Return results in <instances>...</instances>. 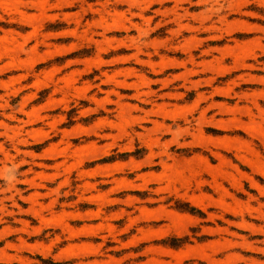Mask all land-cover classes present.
Returning <instances> with one entry per match:
<instances>
[{
	"label": "rangeland",
	"instance_id": "1",
	"mask_svg": "<svg viewBox=\"0 0 264 264\" xmlns=\"http://www.w3.org/2000/svg\"><path fill=\"white\" fill-rule=\"evenodd\" d=\"M0 264H264V0H0Z\"/></svg>",
	"mask_w": 264,
	"mask_h": 264
},
{
	"label": "trees",
	"instance_id": "2",
	"mask_svg": "<svg viewBox=\"0 0 264 264\" xmlns=\"http://www.w3.org/2000/svg\"><path fill=\"white\" fill-rule=\"evenodd\" d=\"M73 124V121L69 118V125H72ZM116 158L115 157H107L105 159H103V163L105 162H112V161H115ZM181 208L182 210H185L187 212H190L192 214H195V215H199V216H202L204 217V213L201 212L199 209L195 208V207H191L190 205L186 204L184 205V207H179ZM202 238V237H201ZM199 238V239H201ZM188 240V237H184V238H178V237H172L170 239H167L165 241V244H168L169 246L171 247H180L182 246L184 243H186Z\"/></svg>",
	"mask_w": 264,
	"mask_h": 264
},
{
	"label": "bare ground",
	"instance_id": "3",
	"mask_svg": "<svg viewBox=\"0 0 264 264\" xmlns=\"http://www.w3.org/2000/svg\"><path fill=\"white\" fill-rule=\"evenodd\" d=\"M187 218V217H186Z\"/></svg>",
	"mask_w": 264,
	"mask_h": 264
}]
</instances>
